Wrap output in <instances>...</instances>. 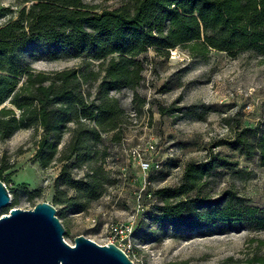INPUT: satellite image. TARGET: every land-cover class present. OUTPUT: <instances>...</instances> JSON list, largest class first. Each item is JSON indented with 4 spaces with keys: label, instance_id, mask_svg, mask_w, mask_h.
Returning <instances> with one entry per match:
<instances>
[{
    "label": "rangeland",
    "instance_id": "rangeland-1",
    "mask_svg": "<svg viewBox=\"0 0 264 264\" xmlns=\"http://www.w3.org/2000/svg\"><path fill=\"white\" fill-rule=\"evenodd\" d=\"M82 1L96 6V12L122 5V0ZM23 5L19 0H0V24L16 16ZM31 48L33 52L23 53L21 60L35 71H61L81 61L49 59L40 44ZM177 52L171 59V53L149 47L140 55L145 70L136 92L147 101L141 113H133L132 90L112 93L131 116L124 131L125 147L153 144L156 152L151 157L161 160L159 168L153 166L144 175L126 153L117 147L110 149L104 167L117 180L87 211L80 212L66 203L76 196L75 191L66 187L58 191L55 186L63 143L58 145L56 159L43 167L37 151L44 129L38 125L20 128L0 141V169L7 168L2 177L14 202L10 207L30 209L38 202H49L65 228L67 243L72 245L78 235L99 244L112 239L134 264H264V227L236 218L216 224L197 219L207 212L205 207L184 214L189 222L196 218V226L171 225L160 210L167 201L157 194L185 185L183 174L189 163L218 155L233 165L210 170L195 189L170 199L169 205L196 195L224 198L241 212L244 206L256 207L255 216L264 218L261 154L250 150L246 156L226 143L243 127L254 131L245 134L248 144L252 135L257 136L256 141L264 136V54L249 49L230 56L212 48L192 54L185 46H178ZM1 107L13 108L18 114L8 100ZM111 135H104L106 142ZM80 176V172L74 173L75 179ZM192 207L188 205V209ZM8 209H0V215ZM111 224L121 226V233H111Z\"/></svg>",
    "mask_w": 264,
    "mask_h": 264
},
{
    "label": "trees",
    "instance_id": "trees-1",
    "mask_svg": "<svg viewBox=\"0 0 264 264\" xmlns=\"http://www.w3.org/2000/svg\"><path fill=\"white\" fill-rule=\"evenodd\" d=\"M19 2L24 5L16 16L0 24V141L20 128L42 127L45 132L37 156L43 167L56 159L58 145L63 143L55 186L58 191L60 187L75 191L76 196L66 203L80 212L87 211L117 180L104 163L109 150L124 140L131 116L112 93L132 90L133 113H141L147 101L136 89L145 70L140 55L147 48L169 55L178 46L187 47L192 54L200 48L230 56L249 49L264 54V0H122L118 8L99 12L82 0ZM35 44L45 46L49 59L81 61L61 71H35L21 60L23 53L33 52ZM7 100L18 114L13 108L1 107ZM250 132H254L252 128L243 127L226 143L246 156L250 150L259 152L264 160V136L256 141L257 136L252 135L248 144L245 134ZM106 134H112L108 142ZM232 165L218 155L189 163L183 174L185 185L157 191L167 201L160 209L162 217L171 225L196 226V218H206L211 224L236 218L264 227V218L255 216L256 207L244 206L241 212L224 198L196 195L169 205L170 199L195 189L210 170ZM5 169H0L3 183ZM75 172L81 174L77 179ZM188 205L193 207L188 209ZM199 207L208 210L187 221L186 216Z\"/></svg>",
    "mask_w": 264,
    "mask_h": 264
},
{
    "label": "water",
    "instance_id": "water-1",
    "mask_svg": "<svg viewBox=\"0 0 264 264\" xmlns=\"http://www.w3.org/2000/svg\"><path fill=\"white\" fill-rule=\"evenodd\" d=\"M11 198L0 180V264H134L114 243L99 244L78 235L71 245L65 228L49 202L30 209L11 206Z\"/></svg>",
    "mask_w": 264,
    "mask_h": 264
},
{
    "label": "built area",
    "instance_id": "built-area-1",
    "mask_svg": "<svg viewBox=\"0 0 264 264\" xmlns=\"http://www.w3.org/2000/svg\"><path fill=\"white\" fill-rule=\"evenodd\" d=\"M170 53H171L170 57H171V59H173L174 56L177 55L178 52H177V49H171ZM125 142H126V138H124V140L122 141V143L120 145L116 146L118 148V151L121 150V152L126 153V155L136 163L139 171L142 174H144V175L147 174L148 171L151 168H153V166L155 168L160 167L161 160H158L157 158H155V156L151 157L153 152H156L155 146L153 144L147 143L143 148H141L139 145H137L136 147L127 150V148L125 147ZM146 154H148V155H146ZM120 227L121 226H118V224H115V225L111 224V226H110L111 233H113L114 235L121 233L122 230ZM112 238H114V237H112ZM108 243H113V240L110 239L108 241ZM108 243H106V244H108Z\"/></svg>",
    "mask_w": 264,
    "mask_h": 264
}]
</instances>
